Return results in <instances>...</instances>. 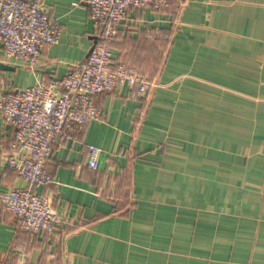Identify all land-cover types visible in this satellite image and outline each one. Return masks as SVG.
Segmentation results:
<instances>
[{
    "label": "crops",
    "instance_id": "crops-1",
    "mask_svg": "<svg viewBox=\"0 0 264 264\" xmlns=\"http://www.w3.org/2000/svg\"><path fill=\"white\" fill-rule=\"evenodd\" d=\"M41 1L59 39L31 68L0 44V92L61 79L96 42L87 0ZM111 54L155 87L97 96L102 118L69 132L35 189L65 222L31 235L0 210V264H264V0L131 9ZM12 129L0 120V157ZM24 185L0 162V190Z\"/></svg>",
    "mask_w": 264,
    "mask_h": 264
},
{
    "label": "built area",
    "instance_id": "built-area-1",
    "mask_svg": "<svg viewBox=\"0 0 264 264\" xmlns=\"http://www.w3.org/2000/svg\"><path fill=\"white\" fill-rule=\"evenodd\" d=\"M176 0H87L96 42L86 59L71 66L59 80L0 92V120L12 126L1 152V174H15L23 187L0 190V210L10 213L19 230L31 235L53 233L65 222L36 188L52 181L47 164L69 132L101 119L98 95L127 85L147 96L154 80L140 69L114 61L111 44L131 9L168 8ZM60 28L41 0H0V44L4 57L33 67L47 45L57 43ZM88 166L95 168L99 150L90 146ZM15 264H27L21 253Z\"/></svg>",
    "mask_w": 264,
    "mask_h": 264
},
{
    "label": "water",
    "instance_id": "water-1",
    "mask_svg": "<svg viewBox=\"0 0 264 264\" xmlns=\"http://www.w3.org/2000/svg\"><path fill=\"white\" fill-rule=\"evenodd\" d=\"M91 51V50H90ZM89 51V52H90ZM89 54V53H88ZM2 68H4V69H10L8 66H1Z\"/></svg>",
    "mask_w": 264,
    "mask_h": 264
}]
</instances>
